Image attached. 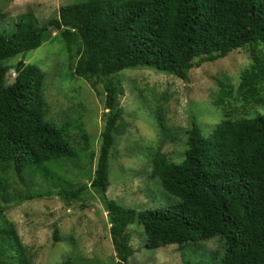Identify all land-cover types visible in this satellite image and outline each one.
I'll return each instance as SVG.
<instances>
[{"label":"trees","instance_id":"1","mask_svg":"<svg viewBox=\"0 0 264 264\" xmlns=\"http://www.w3.org/2000/svg\"><path fill=\"white\" fill-rule=\"evenodd\" d=\"M50 28L60 31L74 58L73 74L102 83L107 109L90 184L55 194L66 201L98 196L108 212L117 264H126L130 256L119 226L135 221L144 228L148 249L219 236L224 253L208 264H264V112L222 118L208 136L192 118L179 163L152 154L150 176L177 202L143 211L106 195L123 91L112 74L142 66L187 81L190 69L250 45L256 52L237 92L245 103L264 106V0H84L59 6L58 16L42 24L32 13L18 16L13 33L0 34V60L21 56L11 83L0 72V189L9 168L20 178L25 171L49 178L61 160L76 164L82 153L69 133L44 118V73L24 61ZM220 85L216 104L227 102L233 92L229 83ZM38 196L43 195L29 193L25 199ZM54 236L59 239L56 231Z\"/></svg>","mask_w":264,"mask_h":264},{"label":"rangeland","instance_id":"2","mask_svg":"<svg viewBox=\"0 0 264 264\" xmlns=\"http://www.w3.org/2000/svg\"><path fill=\"white\" fill-rule=\"evenodd\" d=\"M84 0H0V34L10 36L18 16L32 13L39 24L58 16L59 6ZM45 40L24 57L44 73V118L71 135L81 150L77 163L61 160L49 178L31 175L20 178L9 168L0 189V264H117L107 210L97 195L82 201H66L59 190L88 186L94 175L107 109L105 91L95 79L77 77L60 31L50 28ZM250 45L226 56L207 61L188 72V80L147 67L126 68L112 74L123 91L121 110L113 129L109 152L108 199L137 210H157L175 202L159 181L150 176L155 152L179 163L184 157L192 118L208 136L222 118L254 117L264 106L245 103L237 92L242 72L253 62ZM21 56L0 60L2 80H14V66ZM220 81L232 86V96L216 104ZM43 196L25 199L29 194ZM53 193V194H48ZM127 235L130 256L126 264H203L221 258L224 245L219 236L167 244L156 249L145 246L144 228L136 221L119 226ZM56 231L59 239L54 236Z\"/></svg>","mask_w":264,"mask_h":264},{"label":"crops","instance_id":"3","mask_svg":"<svg viewBox=\"0 0 264 264\" xmlns=\"http://www.w3.org/2000/svg\"><path fill=\"white\" fill-rule=\"evenodd\" d=\"M47 33V32H46Z\"/></svg>","mask_w":264,"mask_h":264}]
</instances>
